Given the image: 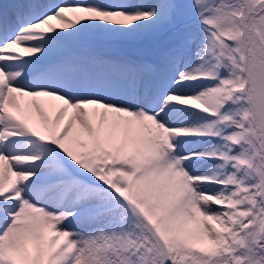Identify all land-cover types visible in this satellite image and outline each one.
Listing matches in <instances>:
<instances>
[{
	"label": "snow or ice",
	"instance_id": "obj_1",
	"mask_svg": "<svg viewBox=\"0 0 264 264\" xmlns=\"http://www.w3.org/2000/svg\"><path fill=\"white\" fill-rule=\"evenodd\" d=\"M0 264H264V0L0 3Z\"/></svg>",
	"mask_w": 264,
	"mask_h": 264
},
{
	"label": "rangeland",
	"instance_id": "obj_2",
	"mask_svg": "<svg viewBox=\"0 0 264 264\" xmlns=\"http://www.w3.org/2000/svg\"><path fill=\"white\" fill-rule=\"evenodd\" d=\"M151 2V0H149ZM107 37H112L108 36ZM119 38V37H113ZM121 38V37H120ZM125 38V37H124ZM134 39L136 44L125 43L119 40L116 44L109 46V51L113 54H119L123 46L127 49L130 57L136 59L137 57L144 56L154 61H159L160 55L168 43L167 34H156L145 36L143 38L128 37L127 39ZM142 41V42H141ZM111 49V50H110ZM115 49V50H114Z\"/></svg>",
	"mask_w": 264,
	"mask_h": 264
},
{
	"label": "bare ground",
	"instance_id": "obj_3",
	"mask_svg": "<svg viewBox=\"0 0 264 264\" xmlns=\"http://www.w3.org/2000/svg\"><path fill=\"white\" fill-rule=\"evenodd\" d=\"M68 31H72L71 29H69ZM101 32H99V31H97V30H89V32L88 33H86L85 34V37L87 38V39H90V38H92V36L93 35H95V34H100ZM103 34V33H102ZM100 36V35H99ZM120 38V37H119ZM121 38H123V37H121ZM125 38H127V37H125ZM143 38V37H142ZM68 42H70L71 44H72V48L70 49V50H78V49H81L80 48V46H79V43L76 41V40H71V41H68ZM67 42V43H68ZM111 50V49H110ZM115 50V49H114ZM112 53H114V52H112Z\"/></svg>",
	"mask_w": 264,
	"mask_h": 264
}]
</instances>
